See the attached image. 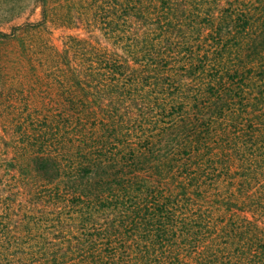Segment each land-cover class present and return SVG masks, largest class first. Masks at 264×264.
Instances as JSON below:
<instances>
[{
  "label": "trees",
  "instance_id": "16d2710c",
  "mask_svg": "<svg viewBox=\"0 0 264 264\" xmlns=\"http://www.w3.org/2000/svg\"><path fill=\"white\" fill-rule=\"evenodd\" d=\"M78 14L0 51V264H264V0Z\"/></svg>",
  "mask_w": 264,
  "mask_h": 264
},
{
  "label": "rangeland",
  "instance_id": "374dc122",
  "mask_svg": "<svg viewBox=\"0 0 264 264\" xmlns=\"http://www.w3.org/2000/svg\"><path fill=\"white\" fill-rule=\"evenodd\" d=\"M48 2L53 14L50 27L43 30L40 34L26 35L23 39L20 37L13 44L0 42L1 52L12 53L15 47L19 46L22 41L29 42L32 41L30 39L36 40V38H49L56 47H62L65 35L84 33L74 28L80 26V22L78 21H73L67 25L71 30L65 29V11L72 12L78 18V13L81 12V7L85 4V0H48ZM39 21H41L39 0H0V32L10 34L15 27L24 26L27 23H38ZM8 98V93L3 94L0 90V115L3 111L1 106L8 102Z\"/></svg>",
  "mask_w": 264,
  "mask_h": 264
}]
</instances>
